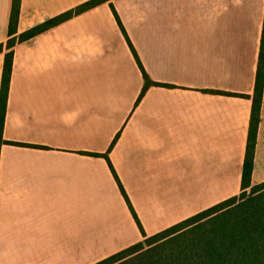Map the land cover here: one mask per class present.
I'll return each instance as SVG.
<instances>
[{
	"label": "crops",
	"instance_id": "1",
	"mask_svg": "<svg viewBox=\"0 0 264 264\" xmlns=\"http://www.w3.org/2000/svg\"><path fill=\"white\" fill-rule=\"evenodd\" d=\"M86 1L21 0L15 35ZM12 6L0 0V43ZM263 30L264 0H108L18 41L0 264H93L143 240L119 181L147 236L242 191ZM263 181L264 89L251 183Z\"/></svg>",
	"mask_w": 264,
	"mask_h": 264
},
{
	"label": "trees",
	"instance_id": "2",
	"mask_svg": "<svg viewBox=\"0 0 264 264\" xmlns=\"http://www.w3.org/2000/svg\"><path fill=\"white\" fill-rule=\"evenodd\" d=\"M106 1L108 0H88L16 36L21 0H13L9 35L15 36L8 39L6 44L0 43V53L4 51V46L9 49L5 54L0 91V149L2 144L10 143V141L3 139V129L13 70L12 48L18 42L14 43L13 40L17 37L19 42L29 40L42 31ZM111 6L143 71L145 84L148 86L150 78L114 6ZM263 89L264 30L258 62L256 88L253 96V113L247 154L243 167L242 192L203 209L156 234L147 236L124 187L119 181L121 191L135 216L144 239L93 264H264V181L254 185L251 183ZM225 94L237 95L231 92H225ZM90 154L98 155L100 153ZM100 155L105 156L109 160L107 153ZM113 172L115 177L118 178L114 169ZM249 187L250 192L247 191Z\"/></svg>",
	"mask_w": 264,
	"mask_h": 264
},
{
	"label": "rangeland",
	"instance_id": "3",
	"mask_svg": "<svg viewBox=\"0 0 264 264\" xmlns=\"http://www.w3.org/2000/svg\"><path fill=\"white\" fill-rule=\"evenodd\" d=\"M30 40V39H29ZM17 41H19V38L17 37L15 40H13V42L15 43V42H17ZM239 189V185L238 184H231V191L232 192H234V191H236V190H238ZM247 191L248 192H250V187L247 189ZM242 191H240V190H238V193H237V195L238 194H240ZM233 196V195H232Z\"/></svg>",
	"mask_w": 264,
	"mask_h": 264
}]
</instances>
